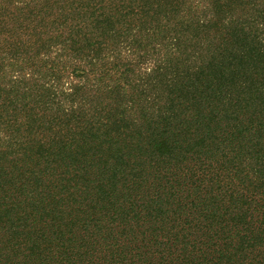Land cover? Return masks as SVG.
<instances>
[{"label": "trees", "instance_id": "16d2710c", "mask_svg": "<svg viewBox=\"0 0 264 264\" xmlns=\"http://www.w3.org/2000/svg\"><path fill=\"white\" fill-rule=\"evenodd\" d=\"M0 264H264V0H0Z\"/></svg>", "mask_w": 264, "mask_h": 264}]
</instances>
